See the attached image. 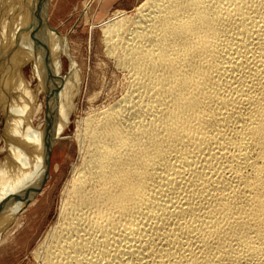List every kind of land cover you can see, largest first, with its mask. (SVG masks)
<instances>
[{
	"label": "bare ground",
	"instance_id": "obj_1",
	"mask_svg": "<svg viewBox=\"0 0 264 264\" xmlns=\"http://www.w3.org/2000/svg\"><path fill=\"white\" fill-rule=\"evenodd\" d=\"M102 34L121 89L106 102L95 88L78 121L79 162L33 251L39 264H264V0H143ZM51 47L39 66L48 77L20 91L8 146L22 140L38 90L51 93L48 132L63 98L71 109L79 97L74 66L61 75ZM52 138L37 139L13 171L1 217L33 198Z\"/></svg>",
	"mask_w": 264,
	"mask_h": 264
},
{
	"label": "rangeland",
	"instance_id": "obj_2",
	"mask_svg": "<svg viewBox=\"0 0 264 264\" xmlns=\"http://www.w3.org/2000/svg\"><path fill=\"white\" fill-rule=\"evenodd\" d=\"M142 1L0 0V178H2L0 192L6 189L5 185L14 175L13 171L17 165L22 163L23 158L28 157L26 151L33 143L38 142L37 139L42 135H45L46 139L49 132H53L52 140H54L49 164L45 152L38 160L34 173V178L39 179L36 182L37 185H34L37 187L35 190H27V192L33 191L31 194L33 198L30 201L26 200L23 205H18L19 207H17V203H13L9 206L10 209L7 208L6 214L3 215L4 218L0 216V264H39L33 251L57 219L63 190L70 178L72 168L79 162V142L74 135L78 121L85 116L95 88L97 90L102 88V101L110 100L113 98L111 95L118 94L121 89V74L117 75L113 72L114 67L111 65L112 63L109 64L110 62L102 50V28L117 14L132 13ZM44 6L46 8L42 10ZM40 13H43L42 16ZM41 17L46 18L44 23L47 26L48 34L50 35L51 31L55 30L54 33L64 40L66 50L61 44L59 51L61 55L58 57L62 59L56 62L63 69L61 75L65 76L72 63L74 73L76 72L77 79H80L81 92L71 109L66 103L69 102L68 98H63V113H61V109L60 112L55 113L56 118L60 115L57 124L59 128L48 132L49 115L45 118V114L47 106H49L48 97L51 93L48 95L43 88L41 91L38 90L37 100L29 104L30 107L28 105L29 109L27 110L29 113L31 112L29 117L32 116V118L28 120L25 131L21 135L22 140L17 143L16 136L8 146L4 139L11 140L13 126L16 124L15 110L19 104L17 100H21L20 91H25L28 94L29 90L33 87L35 89L41 84L39 83L41 79L48 77L45 70L43 68L41 70L39 67L42 64V58L46 55L42 46L52 44L51 52H54L55 56L59 53L57 52L59 50L57 42L53 41L51 36H47L48 34L41 32L43 26L37 27L36 25ZM17 30L22 33H18L20 35L17 36V41H13V35H16ZM30 30L34 37H26L28 32H31ZM37 39L35 46H39V48L37 47V51L41 52L39 55L31 48L32 44L30 43ZM58 44L60 43L58 42ZM36 70H41V74L34 72ZM115 87L117 90L113 89ZM75 96L76 94H74ZM27 97L29 98V96ZM99 101L101 102V99ZM39 103L41 104L39 105ZM37 106H40L39 109ZM55 123L56 121H54ZM20 143L23 145L21 153L17 155ZM40 161L46 163L42 165ZM31 166L25 167L20 173H33L30 170ZM29 195L30 192L21 200L30 198ZM2 202L4 201L1 200L0 204ZM5 204L7 203L4 202ZM18 208L20 211L17 212ZM5 219L7 220L5 221Z\"/></svg>",
	"mask_w": 264,
	"mask_h": 264
},
{
	"label": "water",
	"instance_id": "obj_3",
	"mask_svg": "<svg viewBox=\"0 0 264 264\" xmlns=\"http://www.w3.org/2000/svg\"><path fill=\"white\" fill-rule=\"evenodd\" d=\"M45 8H46V6H44L43 10H45ZM45 19H46L45 17H43V18L41 17V19H38L37 24H36L37 27H39L41 25V23L45 21ZM52 141L53 140L51 139L49 143L47 142V155H48L47 162H48V164H49V156H50L51 149H52L53 143H54Z\"/></svg>",
	"mask_w": 264,
	"mask_h": 264
}]
</instances>
